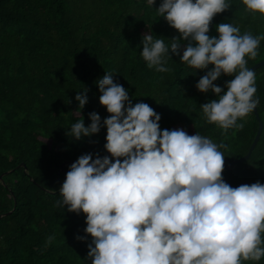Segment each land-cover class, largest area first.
<instances>
[{"label":"trees","instance_id":"16d2710c","mask_svg":"<svg viewBox=\"0 0 264 264\" xmlns=\"http://www.w3.org/2000/svg\"><path fill=\"white\" fill-rule=\"evenodd\" d=\"M160 2L153 7L147 0H0V174L9 170L0 177V264H91L87 244L92 238L77 239L87 235L85 214L57 206L71 164L58 170L62 161L85 153L105 155L106 128L79 141L66 135L82 116L88 126L90 112L102 121L109 115L99 103L96 83L105 72L123 85L133 105L142 101L161 115L162 130L180 128L225 145L222 176L228 162L247 151L258 127L253 112L237 121L243 129L223 130L208 123L200 107L219 99L196 88L213 65L196 70L169 53L171 71L147 67L143 34L169 46L179 36L158 15ZM227 2L231 7L214 17L210 37L218 38L220 23L238 26L241 35L264 34V16L247 10L242 0ZM257 51L255 59L245 58L247 67L264 58V40ZM254 71L262 129L249 157L235 162L224 180L232 187L264 184V64ZM236 74H222L214 83L226 91ZM84 88L88 103L79 110L75 96ZM242 264H264V257Z\"/></svg>","mask_w":264,"mask_h":264},{"label":"clouds","instance_id":"9594fccd","mask_svg":"<svg viewBox=\"0 0 264 264\" xmlns=\"http://www.w3.org/2000/svg\"><path fill=\"white\" fill-rule=\"evenodd\" d=\"M153 6L156 0H147ZM246 9L264 16V0H242ZM227 0H161L156 8L179 36L163 39L143 34L141 56L149 69L169 72L168 59L205 70L196 88L219 99L200 105L210 124L223 130L238 124L259 105L256 73L246 57L255 59L264 34L241 35L230 23L210 24L229 10ZM186 42V43H182ZM171 53L172 55H170ZM226 91L216 83L233 76ZM99 103L107 117L93 111L71 125L66 135L79 141L106 128L105 151L80 155L65 174L57 206L86 216L91 264H242L264 257V184L232 187L223 179L225 145L184 129H161V115L144 102L133 105L128 91L106 73L97 82ZM88 89L75 100L81 110ZM255 97V98H254ZM71 101H69L70 103ZM54 236L46 238L50 244Z\"/></svg>","mask_w":264,"mask_h":264},{"label":"water","instance_id":"95a60500","mask_svg":"<svg viewBox=\"0 0 264 264\" xmlns=\"http://www.w3.org/2000/svg\"><path fill=\"white\" fill-rule=\"evenodd\" d=\"M262 64H264V58H262V59H260V60H258V61H256V62H254V63L251 64L248 68L254 70V69H256L257 67H259L260 65H262ZM253 113L255 114V116H256V118H257V120H258V127H257V130H256L255 134H254V137H253V139H252V141H251V143H250V145H249L247 151H246L244 154H242L241 156H238V157L232 158V159L228 162V164H227V166H226V169H225V174L223 175V179H224V180L227 178V176H228V174H229V171H230L232 165H233L235 162L243 161V160H245L246 158H248L249 155H250V153H251V151H252V149H253V148L255 147V145H256V142H257V140H258V138H259V135H260V132H261V129H262V121H261V120L259 119V117H258L257 108L253 111ZM105 155H109V154H108L107 152H105ZM73 162H74V161H68V160L62 161V162L60 163V167H59L58 173H60V172L62 171L64 165H66V164H71V163H73ZM18 165H23V166H25L24 162H20ZM8 171H9V170H5L3 173L0 174V177H1L3 174L7 173ZM1 215H2V214L0 213V216H1Z\"/></svg>","mask_w":264,"mask_h":264}]
</instances>
